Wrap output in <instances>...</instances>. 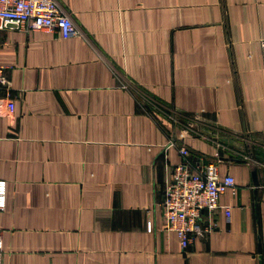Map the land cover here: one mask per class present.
Wrapping results in <instances>:
<instances>
[{
  "label": "crops",
  "instance_id": "0c3cea01",
  "mask_svg": "<svg viewBox=\"0 0 264 264\" xmlns=\"http://www.w3.org/2000/svg\"><path fill=\"white\" fill-rule=\"evenodd\" d=\"M56 1L76 37L0 32L4 264H264V0ZM181 147L236 183L185 251L162 208Z\"/></svg>",
  "mask_w": 264,
  "mask_h": 264
},
{
  "label": "built area",
  "instance_id": "2783aa9c",
  "mask_svg": "<svg viewBox=\"0 0 264 264\" xmlns=\"http://www.w3.org/2000/svg\"><path fill=\"white\" fill-rule=\"evenodd\" d=\"M15 30L29 32L43 30L58 32L61 38L69 39L79 33L68 13L56 0H0V32ZM264 57V39L261 40ZM0 116L2 111L11 115L15 111V101L11 99V86L0 66ZM174 144L170 143L168 147ZM180 163L176 164L170 178L166 180L162 202L164 213L163 231L175 233L183 251L198 237L212 231L213 227L202 228L201 216L204 212L222 210L226 221L231 219V207L220 205L221 196L228 190H235V179L226 175L220 177L218 163H192L188 148H179ZM7 206V181L0 179V212ZM152 230L151 223L147 226ZM4 246L0 232V264H4Z\"/></svg>",
  "mask_w": 264,
  "mask_h": 264
},
{
  "label": "rangeland",
  "instance_id": "374dc122",
  "mask_svg": "<svg viewBox=\"0 0 264 264\" xmlns=\"http://www.w3.org/2000/svg\"><path fill=\"white\" fill-rule=\"evenodd\" d=\"M237 141H238L239 147L243 149V151H240V150L237 151V154H239L238 157H240L243 160H250V161L255 160V158L260 161L263 160L260 155H256L252 153L253 151L250 146L251 141L247 140V138H240ZM226 156H229V155H226Z\"/></svg>",
  "mask_w": 264,
  "mask_h": 264
}]
</instances>
